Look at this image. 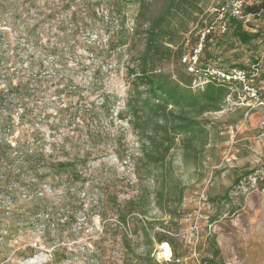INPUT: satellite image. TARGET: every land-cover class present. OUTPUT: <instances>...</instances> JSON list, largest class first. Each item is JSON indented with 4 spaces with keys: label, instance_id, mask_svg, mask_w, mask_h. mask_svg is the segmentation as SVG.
<instances>
[{
    "label": "rangeland",
    "instance_id": "374dc122",
    "mask_svg": "<svg viewBox=\"0 0 264 264\" xmlns=\"http://www.w3.org/2000/svg\"><path fill=\"white\" fill-rule=\"evenodd\" d=\"M229 1L208 0L205 12ZM124 6L0 0V264H264V13L242 22L256 34L247 43L214 25L221 45L208 63L242 66L257 99L229 85L220 110L202 116L201 145L185 152L175 139L161 200L124 114L126 72L138 70L141 48L121 45L137 11L115 13ZM198 25L171 47L163 72L188 75L181 58ZM191 86L205 84L192 77ZM130 200L125 225L114 211Z\"/></svg>",
    "mask_w": 264,
    "mask_h": 264
},
{
    "label": "trees",
    "instance_id": "16d2710c",
    "mask_svg": "<svg viewBox=\"0 0 264 264\" xmlns=\"http://www.w3.org/2000/svg\"><path fill=\"white\" fill-rule=\"evenodd\" d=\"M119 1L125 2V6L115 12L119 15L126 5H137L133 27L121 45L128 43L131 46L138 44L141 47L134 60L137 62L138 70L132 68L127 69L126 72L131 78L132 93L124 104L125 119L139 136L140 160L143 161L146 172L156 181V189L162 200L165 187H170L168 182H170L169 175L172 171L168 155L174 146L175 139L181 137L180 147L185 152H192L196 145H201L207 137V122L202 116L220 110L221 103L227 94V87L231 84L211 82L206 83L203 88L192 89V76L177 74L173 78L172 75L163 72L159 65L163 59L171 55V47L177 46L181 34L187 33L190 25L199 23L197 27L200 31L199 36L192 48L199 43L202 33L212 27L213 29L204 35L198 60L201 67L211 65L208 63L211 61L210 50L218 49L221 45L219 39L212 38L216 30L214 25L218 24L219 8L225 3L219 4L215 13L210 14L204 9L208 0ZM253 2L251 6H244V13L260 16L264 13V0H253ZM111 12L114 11L111 10ZM200 16L201 19L198 21ZM204 18L207 21L205 25L202 21ZM223 20L226 25L225 32L231 30L236 40L247 43L256 37V34L243 32L241 21L229 16H225ZM120 31H123V27H120ZM211 38L212 42L208 44ZM178 51L176 55L181 56V52ZM202 55L206 58L205 64L201 63ZM238 69L243 68L240 66ZM119 118L122 119L121 116ZM77 177L75 175V180ZM165 196L169 200L180 197L179 194ZM169 200L167 202L172 203ZM159 207H161L160 203ZM134 209L131 200L116 208L114 213L118 222L128 225L130 214ZM164 239L162 236H155L158 244L166 241ZM147 264L160 263L149 259Z\"/></svg>",
    "mask_w": 264,
    "mask_h": 264
},
{
    "label": "built area",
    "instance_id": "2783aa9c",
    "mask_svg": "<svg viewBox=\"0 0 264 264\" xmlns=\"http://www.w3.org/2000/svg\"><path fill=\"white\" fill-rule=\"evenodd\" d=\"M229 16L237 21L244 22L250 15L244 13V4L242 0H230L219 8L218 11V31L224 33L226 30L224 17ZM253 16V15H252ZM213 29L212 27L210 30ZM210 30L202 33L199 43L192 48L191 52L181 59L186 72L193 77V82L197 85L206 83L231 84L241 88L251 98L257 99V89L253 85V77L244 69L234 68L225 70L213 65L201 67L198 64L199 55L202 50V41L204 35Z\"/></svg>",
    "mask_w": 264,
    "mask_h": 264
},
{
    "label": "bare ground",
    "instance_id": "6f19581e",
    "mask_svg": "<svg viewBox=\"0 0 264 264\" xmlns=\"http://www.w3.org/2000/svg\"><path fill=\"white\" fill-rule=\"evenodd\" d=\"M165 252L168 253V247L167 246H165Z\"/></svg>",
    "mask_w": 264,
    "mask_h": 264
}]
</instances>
